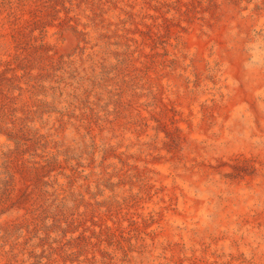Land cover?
<instances>
[{"label": "rangeland", "instance_id": "374dc122", "mask_svg": "<svg viewBox=\"0 0 264 264\" xmlns=\"http://www.w3.org/2000/svg\"><path fill=\"white\" fill-rule=\"evenodd\" d=\"M263 130L264 0H0V264H264Z\"/></svg>", "mask_w": 264, "mask_h": 264}, {"label": "bare ground", "instance_id": "6f19581e", "mask_svg": "<svg viewBox=\"0 0 264 264\" xmlns=\"http://www.w3.org/2000/svg\"><path fill=\"white\" fill-rule=\"evenodd\" d=\"M178 1V0H177ZM19 2V1H18ZM180 3V2H179ZM216 3V2H215ZM125 4V3H124ZM121 7V6H120ZM119 7V8H120ZM134 8H135V6H134ZM233 9V8H232ZM231 9V10H232ZM237 9V8H236ZM256 9V8H255ZM202 10V9H201ZM208 11H211V9L210 10H208ZM214 11V10H213ZM216 11V10H215ZM227 11V10H226ZM5 12V11H4ZM137 12V11H136ZM228 12V11H227ZM232 12V11H231ZM235 12V11H234ZM249 12V11H248ZM112 13V12H111ZM216 13V12H215ZM225 13V12H224ZM203 14V13H202ZM222 14V13H221ZM220 15V14H219ZM230 15V14H229ZM236 15V14H235ZM234 15V16H235ZM238 15V14H237ZM236 15V16H237ZM207 16V15H206ZM109 17V16H108ZM182 17V16H181ZM208 17V16H207ZM219 17V16H218ZM209 18V17H208ZM222 18V17H221ZM224 18V17H223ZM239 18V17H238ZM248 18V17H247ZM183 20V19H182ZM220 20V19H219ZM257 20V19H256ZM221 21V20H220ZM240 21V20H239ZM197 22V21H196ZM204 22V21H203ZM195 23V22H194ZM206 23H207V21H206ZM225 23V22H224ZM242 23H244V22H242ZM246 23V22H245ZM250 23V22H249ZM252 23V22H251ZM257 23V22H256ZM118 24V23H117ZM195 25V24H194ZM208 25V24H207ZM216 25V24H215ZM219 25H221V23L219 24ZM115 26V25H114ZM201 26V25H200ZM214 26V25H213ZM218 26V25H217ZM220 27V26H219ZM210 28V27H209ZM212 28V27H211ZM187 29V28H186ZM214 29V28H213ZM194 30V29H193ZM193 30H192V32H193ZM196 30V29H195ZM198 30V29H197ZM232 30H234V29H232ZM135 32V31H134ZM182 32H184V31H182ZM252 32H253V30H252ZM262 32V31H261ZM95 33V32H94ZM136 33V32H135ZM198 33V32H197ZM236 33V32H235ZM208 34V33H207ZM220 34V33H219ZM222 34V33H221ZM224 34V33H223ZM251 34V33H250ZM179 35V34H178ZM188 35V34H187ZM243 35V34H242ZM261 35V34H260ZM201 36V35H200ZM199 36V37H200ZM256 36V35H255ZM95 37V36H94ZM180 37V36H179ZM178 37V38H179ZM223 37V36H222ZM233 37V36H232ZM183 38V37H182ZM253 38H254V36H253ZM174 39V38H173ZM187 41V40H186ZM215 41H217V40H215ZM224 41V40H223ZM189 42V41H188ZM190 42H191V40H190ZM189 42V43H190ZM230 42V41H229ZM251 42H252V40H251ZM180 43V42H179ZM219 43V42H218ZM105 44V43H104ZM186 44V43H185ZM223 44V43H222ZM227 44V43H226ZM180 45V44H179ZM249 45V44H248ZM194 46V45H193ZM200 46V45H199ZM198 46V47H199ZM179 47V46H178ZM195 47H196V45H195ZM207 47V46H206ZM105 48V47H104ZM172 49V48H171ZM190 49H191V47H190ZM259 49V48H258ZM98 50V49H97ZM173 51L175 50V49H172ZM236 50V49H235ZM99 51V50H98ZM188 51V50H187ZM195 51V50H194ZM197 51V50H196ZM196 51H195V54H196ZM231 51V50H230ZM262 51V50H261ZM100 52V51H99ZM192 52V51H191ZM255 52V51H254ZM183 53H184V51H183ZM197 53H198V51H197ZM186 55V54H185ZM201 55V54H200ZM199 55V56H200ZM249 55V54H248ZM142 56V55H141ZM190 56V55H189ZM99 58V57H98ZM202 58V57H201ZM243 58V57H242ZM81 59V58H80ZM174 59V58H173ZM204 59V58H203ZM175 60V59H174ZM173 60V61H174ZM213 60H215V59H213ZM217 60V59H216ZM162 61H163V59H162ZM168 61H170V60H168ZM176 61V60H175ZM166 62V61H165ZM182 62V61H181ZM195 62V61H194ZM209 62H210V60H209ZM248 62H250V61H248ZM191 63V62H190ZM202 63V62H201ZM53 64V63H52ZM171 64V63H170ZM217 64V63H216ZM242 64V63H241ZM4 65V64H3ZM165 65V64H164ZM166 65H167V63H166ZM194 65V64H193ZM229 65V64H228ZM172 66V65H171ZM170 66V67H171ZM168 67V66H167ZM174 67V66H173ZM193 67V66H192ZM204 67V66H203ZM211 67V66H210ZM219 67V66H218ZM226 67H228V66H226ZM6 68V67H5ZM159 68V67H158ZM195 68V67H194ZM197 68V67H196ZM208 68V67H207ZM222 68H224V67H222ZM222 68H221V70H222ZM242 68V67H241ZM4 69V68H3ZM12 69V68H11ZM170 69V68H169ZM193 70V69H192ZM164 71V70H163ZM171 71V70H170ZM183 71V70H182ZM198 71V70H197ZM197 71H194V72H197ZM205 71V70H204ZM227 71H229V69L227 70ZM166 72V71H165ZM164 72V73H165ZM199 72H201V71H199ZM207 72V71H206ZM245 72V71H244ZM260 72V71H259ZM160 73H162V72H160ZM184 73H185V71H184ZM232 73V72H231ZM2 74V73H1ZM21 74V73H20ZM254 74H256V72L254 73ZM25 75V74H24ZM46 75V74H45ZM155 75V74H154ZM239 75V74H238ZM19 76V75H18ZM27 76V75H26ZM165 76V75H164ZM199 76H200V74H199ZM36 78H37V76H35ZM163 77V76H162ZM166 77V76H165ZM182 77H183V75H182ZM211 77V76H210ZM224 77V76H223ZM233 76H231V78H232ZM35 78V79H36ZM159 79H160V77H158ZM191 78V77H190ZM212 78V77H211ZM230 78V77H229ZM6 79V78H5ZM195 79V78H194ZM199 79V78H198ZM9 80V79H8ZM21 80V79H20ZM151 80V79H150ZM163 80V79H162ZM190 80V79H189ZM209 80H211V79H209ZM185 81V80H184ZM188 81V80H187ZM212 81V80H211ZM219 81H220V79H219ZM246 81V80H245ZM153 82V81H152ZM155 82V81H154ZM186 82V81H185ZM218 83V82H217ZM233 83V82H232ZM239 83V82H238ZM28 84V83H27ZM138 84V83H137ZM187 85V84H186ZM196 85V84H195ZM237 85V84H236ZM32 86H33V84H32ZM105 86H107V85H105ZM163 86V85H162ZM228 86V85H227ZM239 86V85H238ZM247 86H248V84H247ZM260 86V85H259ZM192 87V86H191ZM197 87H198V85H197ZM205 87V86H204ZM221 87V86H220ZM172 88V87H171ZM181 88V87H180ZM231 88V87H230ZM248 88H250V87H248ZM25 89V88H24ZM142 89V88H141ZM160 89V88H159ZM183 89V88H182ZM253 89V88H252ZM260 89V88H259ZM44 90V89H43ZM165 90V89H164ZM179 90H181V89H179ZM190 90V89H189ZM221 90V89H220ZM233 90V89H232ZM102 91V90H101ZM129 91V90H128ZM142 91V90H141ZM210 91V90H209ZM235 91V90H234ZM53 92V91H52ZM51 92V93H52ZM55 92V91H54ZM164 92V91H163ZM189 92H191V91H189ZM241 92V91H240ZM256 92H259V90H257ZM48 93H49V91H48ZM112 93V92H111ZM206 93V92H205ZM215 93V92H214ZM125 94V93H124ZM160 94V93H159ZM166 94H169V93H166ZM202 94V93H201ZM204 94V93H203ZM137 95V94H136ZM164 95V94H163ZM172 95V94H171ZM255 95V94H254ZM19 96V95H18ZM142 96V95H141ZM213 96V95H212ZM233 96V95H232ZM259 96V95H258ZM127 97V96H126ZM129 97V96H128ZM191 97V96H190ZM203 97V96H202ZM220 97V96H219ZM222 97V96H221ZM220 97V98H221ZM256 97V96H255ZM11 98V97H10ZM163 98H165V97H163ZM171 98V97H170ZM175 98V97H174ZM173 98V99H174ZM178 98V97H177ZM219 98V99H220ZM138 99V98H137ZM149 99V98H148ZM125 100V99H124ZM127 100V99H126ZM161 100V99H160ZM172 100V99H171ZM231 100V99H230ZM122 101V100H121ZM135 101H137V100H135ZM159 101V100H158ZM196 101V100H195ZM216 101V100H215ZM14 102V101H13ZM201 102V101H200ZM219 102V101H218ZM226 102V101H225ZM227 102H231V101H227ZM246 102V101H245ZM216 103V102H215ZM214 103V104H215ZM123 104V103H122ZM169 104V103H168ZM167 104V105H168ZM172 104V103H171ZM174 104V103H173ZM207 104V103H206ZM228 104V103H227ZM26 105V104H25ZM34 105V104H33ZM43 105V104H42ZM10 106V105H9ZM158 106V105H157ZM165 106V105H164ZM179 106V105H178ZM200 106V105H199ZM212 106V105H211ZM227 106V105H226ZM19 107V106H18ZM161 108V107H160ZM159 108V109H160ZM171 108V107H170ZM177 108V107H176ZM223 108V107H222ZM229 108V107H228ZM16 109V108H15ZM88 109V108H87ZM166 109V108H165ZM175 109V108H174ZM227 109V108H226ZM129 110V109H128ZM131 110V109H130ZM162 110V109H161ZM203 110V109H202ZM206 110V109H205ZM181 111V110H180ZM244 111V110H243ZM16 112V111H15ZM32 112V111H31ZM194 112V111H193ZM192 112V113H193ZM202 112V111H201ZM9 113V112H8ZM34 113V112H33ZM43 113V112H42ZM177 113V112H176ZM239 113V112H238ZM243 113V112H242ZM261 113V112H260ZM11 114V113H10ZM28 114V113H27ZM142 114V113H141ZM204 114V113H203ZM212 114V113H211ZM247 115V120H246V122H245V124H241V123H237V125H235L237 128H243V131H245L246 133H248V132H250L248 129H247V126L249 125V123L251 122V117H250V114L249 113H246ZM252 114V113H251ZM23 115V114H22ZM127 115V114H126ZM125 115V116H126ZM155 115V114H154ZM159 115V114H158ZM218 115V114H217ZM150 116V115H149ZM204 116H206V115H204ZM211 116V115H210ZM239 116V115H238ZM142 117V116H141ZM153 117H155V116H153ZM242 117V116H241ZM244 117V116H243ZM22 118V117H21ZM37 118V117H36ZM88 118V117H87ZM181 118V117H180ZM191 118V117H190ZM195 118V117H194ZM199 118V117H198ZM211 118V117H210ZM12 119V118H11ZM125 119V118H124ZM189 119V118H188ZM193 119V118H192ZM197 119V118H196ZM213 119V118H212ZM122 120V119H121ZM180 120H182V119H180ZM187 120V119H186ZM204 120V119H203ZM224 120V119H223ZM240 120V119H239ZM217 121V120H216ZM215 121V122H216ZM14 122V121H13ZM16 122V121H15ZM123 122V121H122ZM197 122H198V120H197ZM9 123V122H8ZM106 123V122H105ZM126 123H128V122H126ZM184 123V122H183ZM124 124V123H123ZM188 124V123H187ZM216 124V123H215ZM220 125H221V123H219ZM251 124V123H250ZM7 125V124H6ZM18 125V124H17ZM83 125V124H82ZM117 125H119V124H117ZM143 125V124H142ZM158 125V124H157ZM198 125V124H197ZM223 125V124H222ZM129 126V125H128ZM226 126H227V124H226ZM5 127V126H4ZM9 127V126H8ZM116 127V126H115ZM118 127V126H117ZM161 127V126H160ZM204 127V126H203ZM229 127H230V124H229ZM261 127V126H260ZM2 128V127H1ZM127 128V127H126ZM162 128V127H161ZM187 128H188V126H187ZM195 128V127H194ZM201 128V127H200ZM199 128V129H200ZM205 128V127H204ZM8 129V128H7ZM69 129V128H68ZM158 129V128H157ZM21 130V129H20ZM57 130V129H56ZM114 130V129H113ZM112 130V131H113ZM137 130V129H136ZM150 130V129H149ZM160 130V129H159ZM184 130V129H183ZM262 130V129H261ZM260 130V131H261ZM30 131H31V129H30ZM91 131V130H90ZM103 131V130H102ZM125 131H126V129H125ZM155 131V130H154ZM161 131V130H160ZM186 131V130H185ZM197 131V130H196ZM229 131V130H228ZM234 131H235V129H234ZM264 131V130H263ZM18 132V131H17ZM43 132H44V130H43ZM69 132V131H68ZM116 132V131H115ZM164 132V131H163ZM240 132H242L241 130H240ZM45 133V132H44ZM111 133V132H110ZM117 133V132H116ZM138 133V132H137ZM190 133V132H189ZM243 134H244V132H242ZM252 133V132H251ZM67 134H70V132L69 133H67ZM200 134V133H199ZM260 134V133H259ZM14 135V134H13ZM113 135V134H112ZM136 135V134H135ZM139 135V134H138ZM192 135V134H191ZM238 135V134H237ZM12 136V135H11ZM119 136V135H118ZM14 137V136H13ZM13 137H11V138H13ZM34 137V136H33ZM82 137V136H81ZM127 137V136H126ZM200 137V136H199ZM212 137V136H211ZM251 137V136H250ZM65 138V137H64ZM68 138V137H67ZM228 138V137H227ZM131 139V138H130ZM136 139V138H135ZM150 139V138H149ZM251 139V138H250ZM137 140V139H136ZM206 140V139H205ZM212 140V139H211ZM217 140V139H216ZM231 141H232V139H230ZM229 140V141H230ZM236 140V139H235ZM220 141V140H219ZM45 142V141H44ZM109 142V141H108ZM124 142V141H123ZM208 142V141H207ZM216 142V141H215ZM38 143V142H37ZM149 143V142H148ZM228 143V142H227ZM13 144H14V142H13ZM105 144V143H104ZM137 144V143H136ZM135 144V145H136ZM159 144V143H158ZM243 144V143H242ZM34 145H36V144H34ZM45 145V144H44ZM119 145V144H118ZM117 145V146H118ZM130 145V144H129ZM220 145V144H219ZM2 146V145H1ZM43 146V145H42ZM138 146V145H137ZM151 146V145H150ZM200 146V145H199ZM218 146V145H217ZM216 146V147H217ZM243 146H244V144H243ZM6 147V146H5ZM121 147V146H120ZM127 147V146H126ZM248 147H250V146H248ZM138 148V147H137ZM136 148V149H137ZM66 149V148H65ZM215 149V148H214ZM142 150V149H141ZM145 150V149H144ZM157 150V149H156ZM209 150V149H208ZM260 150V149H259ZM155 151V150H154ZM212 151V150H211ZM250 151V150H249ZM129 152V151H128ZM216 152H217V150H216ZM221 152V151H220ZM240 152V151H239ZM57 153V152H56ZM157 153V152H156ZM263 153H264V151H263ZM42 154V153H41ZM138 154V153H137ZM140 154V153H139ZM208 154V153H207ZM227 154V153H226ZM112 155V154H111ZM206 155V154H205ZM232 155H233V153H232ZM157 156V155H156ZM219 156V155H218ZM208 157V156H207ZM8 158H10V157H8ZM116 158H117V156H116ZM134 158V157H133ZM221 158V157H220ZM235 158V157H234ZM5 159V158H4ZM176 159V158H175ZM183 159V158H182ZM204 159V158H203ZM241 159V158H240ZM155 160V159H154ZM169 160H171V159H169ZM184 160V159H183ZM205 160V159H204ZM212 160V159H211ZM228 160V159H227ZM246 160V159H245ZM39 161V160H38ZM200 161V160H199ZM203 161V160H202ZM221 161V160H220ZM153 162V161H152ZM173 162V161H172ZM175 162H177V160L175 161ZM243 162V161H242ZM218 163V162H217ZM5 164V163H4ZM158 164V163H157ZM162 164H163V162H162ZM184 164V163H183ZM232 164V163H231ZM250 164V163H249ZM253 164V163H252ZM14 165V164H13ZM115 165V164H114ZM150 165V164H149ZM156 165V164H155ZM174 165H176V164H174ZM179 165V164H178ZM254 165V164H253ZM65 166V165H64ZM118 166V165H117ZM138 166V165H137ZM166 166V165H165ZM230 166V165H229ZM232 166V165H231ZM148 167V166H147ZM169 167V166H168ZM177 167V166H176ZM184 167H185V165H184ZM188 167V166H187ZM195 167V166H194ZM253 167V166H252ZM263 167V166H262ZM113 168V167H112ZM144 168V167H143ZM164 168V167H163ZM166 168V167H165ZM189 168V167H188ZM260 168V167H259ZM150 169V168H149ZM175 169V168H174ZM177 169V168H176ZM187 169V168H186ZM202 169V168H201ZM216 169V168H215ZM241 169V168H240ZM1 170V169H0ZM20 170H21V168H20ZM140 170V169H139ZM146 170V169H145ZM144 170V171H145ZM178 170V169H177ZM200 170V169H199ZM12 171V170H11ZM148 171V170H147ZM168 171V170H167ZM255 171V170H254ZM172 172V171H171ZM173 173V172H172ZM182 173H184V172H182ZM22 174V173H21ZM43 174V173H42ZM170 174V173H169ZM174 174V173H173ZM191 174V173H190ZM213 174V173H212ZM255 175V174H254ZM19 176V175H18ZM23 176V175H22ZM175 176V175H174ZM187 176V175H186ZM21 177V176H20ZM192 177V176H191ZM26 178H29V177H26ZM150 178V177H149ZM228 178V177H227ZM18 179V178H17ZM157 179V178H156ZM206 179V178H205ZM232 179V178H231ZM144 180V179H143ZM251 181V180H250ZM51 182V181H50ZM241 182V181H240ZM258 183V182H257ZM71 184V183H70ZM173 183H171V185H172ZM191 184V183H190ZM236 184V183H235ZM254 184V183H253ZM141 185H143V184H141ZM248 185V184H247ZM144 186V185H143ZM244 186V185H243ZM160 188V187H159ZM249 188V187H248ZM241 189V188H240ZM251 190H253V189H251ZM116 191V190H115ZM218 193L217 194H220L221 192H220V190H216ZM183 194V193H182ZM253 194V193H252ZM255 194H256V192H255ZM62 195V194H61ZM194 195H195V193H194ZM254 195V194H253ZM183 196V195H182ZM218 196V195H217ZM255 196V195H254ZM121 197V196H120ZM174 197V196H173ZM248 198V197H247ZM254 199V198H253ZM195 200V199H194ZM246 200V199H245ZM197 202V201H196ZM175 203V202H174ZM202 203V202H201ZM221 206V204H219L218 206H217V211H218V213H217V217H216V219H217V222H218V225H219V227L220 228H225L226 227V225H227V223H228V220H225V214H223L222 212H220V207ZM195 207V206H194ZM5 208V207H4ZM196 208V207H195ZM197 210V209H196ZM195 211V210H194ZM3 212V211H2ZM180 212V211H179ZM2 214V213H1ZM1 214H0V216H1ZM186 216V215H185ZM7 217V216H6ZM192 217H193V215H192ZM9 218V217H8ZM7 218V219H8ZM184 218V217H183ZM5 219V218H4ZM10 221V220H9ZM246 222H247V220H246ZM174 223H175V221H174ZM196 223V222H195ZM250 223V222H249ZM253 223V222H252ZM194 224V223H193ZM248 224V223H247ZM257 224V223H256ZM165 225H167V224H165ZM195 225V224H194ZM261 226V225H260ZM259 226V227H260ZM200 228V227H199ZM192 229V228H191ZM192 231V230H191ZM203 231V230H202ZM202 233V232H201ZM12 234V233H11ZM146 236V235H145ZM242 238V237H241ZM185 240L187 241V242H191L190 244H192V248L191 249H189L190 250V253H191V259H190V261L192 262V264H199V261H201V253H200V251H201V247H202V243L203 242H200V241H197V242H192V240H191V238L189 237V236H187V237H185ZM8 241V240H7ZM195 241V240H194ZM214 244V243H213ZM250 244L248 243V242H246V243H244V245H242V246H240V248L243 250V251H246V250H248L249 248H251V246H249ZM25 246V245H24ZM184 246V245H183ZM209 246V245H208ZM2 247V246H1ZM4 247V246H3ZM156 247V246H155ZM20 248H21V246H20ZM19 248V249H20ZM27 248V247H26ZM23 250V249H22ZM164 250V249H163ZM210 251V250H209ZM28 254V253H27ZM207 254V253H206ZM164 255V254H163ZM211 255V254H210ZM241 256V255H240ZM215 257V256H214ZM158 258V257H157ZM13 259V258H12ZM187 259H188V257H187ZM6 260V259H5ZM24 260V259H23ZM240 260V259H239ZM7 261V260H6ZM131 261V260H130ZM171 261V260H170ZM203 262V261H202ZM231 262V261H230ZM14 263V262H13ZM174 263V262H173ZM4 264V263H3ZM176 264V263H175ZM249 264V263H248Z\"/></svg>", "mask_w": 264, "mask_h": 264}]
</instances>
